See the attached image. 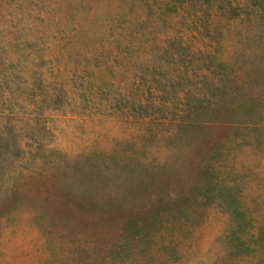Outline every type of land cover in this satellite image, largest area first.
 Masks as SVG:
<instances>
[{
	"label": "rangeland",
	"instance_id": "rangeland-1",
	"mask_svg": "<svg viewBox=\"0 0 264 264\" xmlns=\"http://www.w3.org/2000/svg\"><path fill=\"white\" fill-rule=\"evenodd\" d=\"M238 1L0 0V264H264V15Z\"/></svg>",
	"mask_w": 264,
	"mask_h": 264
},
{
	"label": "trees",
	"instance_id": "trees-1",
	"mask_svg": "<svg viewBox=\"0 0 264 264\" xmlns=\"http://www.w3.org/2000/svg\"><path fill=\"white\" fill-rule=\"evenodd\" d=\"M207 1H210V0H207ZM212 1V6L211 7H219L220 8V12L222 14L224 13H233L235 12L236 8L238 7V3L239 1L238 0H211ZM252 3L257 5L259 7V10L257 9H252L254 11H256L259 14L261 15H264V0H252ZM255 13V12H254ZM139 102V101H138ZM227 198V201L228 203L231 205L230 207V217L231 219H233L234 221V228L231 230V232L233 233L232 235L233 236H230V238H236V247H242V245L246 242L244 238H240L238 234H236V231L237 229H241V223L244 220L243 218V212L236 206V203L233 202V197L232 196H225V200ZM149 215V214H148ZM148 215H145L143 218H148L149 217V220L147 222H150L152 221L153 219V216H148ZM142 218V219H143ZM142 220L140 219H137L136 216H133V215H128L124 218V228L126 229V231H135V233L137 231H139V228H141L142 226Z\"/></svg>",
	"mask_w": 264,
	"mask_h": 264
}]
</instances>
